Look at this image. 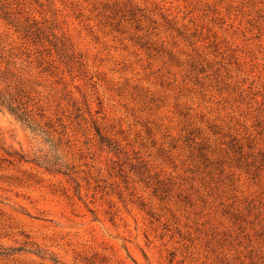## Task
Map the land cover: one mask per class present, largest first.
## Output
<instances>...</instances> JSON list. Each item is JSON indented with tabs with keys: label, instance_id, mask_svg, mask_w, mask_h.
Masks as SVG:
<instances>
[{
	"label": "rangeland",
	"instance_id": "obj_1",
	"mask_svg": "<svg viewBox=\"0 0 264 264\" xmlns=\"http://www.w3.org/2000/svg\"><path fill=\"white\" fill-rule=\"evenodd\" d=\"M0 7V264H264V0Z\"/></svg>",
	"mask_w": 264,
	"mask_h": 264
},
{
	"label": "trees",
	"instance_id": "obj_2",
	"mask_svg": "<svg viewBox=\"0 0 264 264\" xmlns=\"http://www.w3.org/2000/svg\"><path fill=\"white\" fill-rule=\"evenodd\" d=\"M0 11H1V7H0ZM6 14H8V12ZM0 103L2 105H5L18 118H20V119L26 118L25 120H27V118H29V115L25 110L20 111L21 107L19 106V104L18 105L16 104L15 98H13V96L10 93L1 92L0 93Z\"/></svg>",
	"mask_w": 264,
	"mask_h": 264
}]
</instances>
